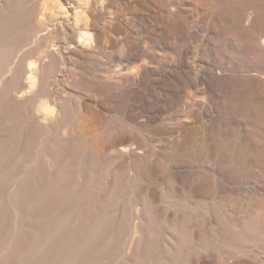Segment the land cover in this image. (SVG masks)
<instances>
[{
	"label": "bare ground",
	"instance_id": "bare-ground-1",
	"mask_svg": "<svg viewBox=\"0 0 264 264\" xmlns=\"http://www.w3.org/2000/svg\"><path fill=\"white\" fill-rule=\"evenodd\" d=\"M27 1L5 0L0 7V186L7 188L5 200L14 215V228L20 209L30 211L46 202L51 208L62 209L66 214L61 222L62 228L71 223L72 218H78V227L72 230L58 253L61 256L70 251L75 256L78 252L73 250L80 245H77L80 239H85L83 236L86 235L84 241L88 244L108 228L110 233L104 247L110 249L122 241L121 249L128 247L133 250L141 264H150L149 258L154 260V264H264V255L263 260H259L257 256H248L249 251L245 250L252 241V235L257 233L258 244L264 253V220L240 224L228 216L223 207L221 188L213 186L210 191L212 200H209L203 190L190 184L183 175L188 164L175 159L183 155L194 158L207 151V145H189L188 140L195 135L199 136V141L207 142L216 130L221 131V121L227 111L219 104L224 105L239 91L249 93L254 104L262 109L260 118L264 121V0H240L236 10L229 7V0H215L218 5L209 20L211 25L214 27L217 19L221 28L233 29L235 33L221 35L216 48L209 42L206 57L198 67L192 68L189 62L175 59L169 75L162 73L157 76L158 82L165 87L166 96L142 120L153 123L167 110L177 114L181 111L195 113L194 125L184 127L189 131L192 128L194 134L180 132L185 143L178 141L174 145V156L171 154L161 163L151 152L150 135L166 130L154 125L149 135L147 132L146 139L143 138L144 125L138 122L139 113L135 112L141 108L138 87L134 90L129 84L125 86L123 125H113L114 120L105 123L101 114L96 113L88 126L87 118L73 101L72 93L55 97L50 89V78L56 74L61 60L54 53L47 55L48 64L35 86L34 76L25 67L24 58H39L48 38L41 36L35 48L29 43L30 39L34 42L41 30L34 23L35 8L21 13ZM52 2L58 14L65 15L62 1ZM61 23L57 25L58 35L63 30ZM29 36L32 38L27 40ZM75 37L78 45L89 47L92 44L91 34L86 31H78ZM23 40L31 45L27 47L30 51L21 55L23 59L20 57L17 62L13 59L5 66L12 49L19 50V53L24 51L26 43H22ZM215 52L221 55L219 59L212 58ZM235 54H239V60H235ZM25 78L28 82L26 88L23 85ZM243 81L246 88L241 85ZM193 88L197 92H192ZM45 98L60 101L59 113L54 114L51 106L43 100ZM251 120L253 124L258 121ZM127 143H131V148L143 150L138 165L125 161L117 164L115 156L122 157L119 151L129 149ZM118 145L121 147L117 148ZM259 145L264 147V137ZM202 161L201 165L209 168L206 161ZM164 169L170 171V177H164L161 172ZM153 182L161 187L150 186ZM1 205L6 204H0L3 210ZM217 212L225 216V223L215 220L217 217L213 215ZM216 252L222 255V261L217 259Z\"/></svg>",
	"mask_w": 264,
	"mask_h": 264
},
{
	"label": "rangeland",
	"instance_id": "rangeland-1",
	"mask_svg": "<svg viewBox=\"0 0 264 264\" xmlns=\"http://www.w3.org/2000/svg\"><path fill=\"white\" fill-rule=\"evenodd\" d=\"M61 1L65 7V15L63 13L58 14L52 0H29L21 9V13H23L28 8H35L34 23L41 31H39L40 34L38 33V39L35 38L34 42L30 39L31 36L27 37V40L30 39L28 41L32 47H36L41 36L45 39L48 38L46 46L43 47L44 51L41 56L39 55V58H37L38 56L24 58L25 63H23L30 71L29 73L32 71L35 86L39 82V76L45 65L48 64L47 55H50L51 52V54L54 53L55 57L61 60H59L58 68L55 71L56 74L50 78V89L55 97L59 94L66 96V94L72 93L73 101L86 116L88 126L92 124V115L96 113L101 114L105 123L108 120H114L112 121L113 125H123L126 109L123 96L125 86L129 84L134 90H137L138 87L141 108L135 112L139 113L138 122L142 126L144 125L143 138L146 139L147 132L148 135L149 132L151 133V127L160 125L166 132L150 135L152 137L151 152L155 153V160L160 163L171 157V154L173 157L174 145L180 141L185 143L180 138V132L194 134L192 128L189 131L184 127L189 124L194 125L195 113L192 111L186 114L181 111V114L183 113L181 115L167 110L153 123H147L142 119H145L143 116L145 117L149 110L156 108L165 98V87L161 82H158L157 76L162 73L169 75L175 59L189 62L188 64L192 68L198 67L206 57L209 42L216 48L221 35L235 33L233 29L221 28L217 19L214 27L211 25L209 20L212 12L217 8L218 2L215 0H196L199 3L198 6L194 0H187L186 2L185 0H85L86 3L81 0ZM4 2L5 0L0 1V7H3ZM239 2L240 0H229V7L236 10V5ZM60 21H62L63 30L58 32L61 34L58 35L56 31H59L57 25ZM75 23L77 24L75 25ZM81 30L91 34L92 44L89 47H83L76 43L75 36ZM25 40L22 43L28 45L23 47H26V51L24 49L19 53V50L12 49L11 53L8 54V61L5 66L14 60L17 62L21 55L23 56L25 52L30 51L27 48L30 44ZM0 46L2 47V45ZM213 55L214 60L221 57L216 52ZM12 56L15 57L12 58ZM234 56L235 60L240 59L239 54ZM23 85L24 88L28 86L26 78L23 79ZM241 85L245 87L244 81ZM98 90L100 91L98 92ZM109 90L111 91L109 92ZM191 90L194 93L197 92L196 88ZM100 92L102 93L100 94ZM238 93L237 96L229 97L224 105L219 104L220 108L224 107L227 111L221 121L223 123L220 126L221 131L216 130L213 138L207 142L199 141V136L195 135L188 140L189 145L198 143L207 145L206 153L202 152L200 153L201 156L194 158H186L183 155L175 159L184 160L188 164L183 175L191 182L190 184H194L198 189L203 190L208 195L209 200H212L210 194L212 187L219 186L222 190L221 197L226 214L228 213V216L235 218L241 224L246 221L264 220V147L259 145L264 137V130L262 129L264 121L260 118L263 113L262 109L254 104V99L249 97V93L244 91ZM43 100L48 106H51L54 114L59 113V100L56 98ZM234 115L236 117H233ZM253 115L255 116L253 117ZM233 118L239 119L238 122L234 121L237 119ZM251 119H258V121L253 124ZM126 145L130 146L129 149L119 151L122 157L115 156L117 164L125 161L124 163L138 165L139 159L143 156V150L131 148L133 147L131 143ZM119 146L117 148L121 147ZM202 160H205L212 170L205 167V164L201 165ZM161 172L164 177H170V171L164 169ZM150 186L161 187L154 182ZM6 190L4 185L0 186V204H6V206L1 205V208L4 207L3 210L0 209L2 214L0 218V242L3 241L0 248V264H141L138 256H134L133 250L128 247H125L124 250L121 249L122 241L110 249L105 248L106 237L110 233L108 228L95 236V239L88 244L84 241L87 238L86 235L83 236L85 239H80L83 240V244L79 240L77 245L80 244V247L76 246L73 250L77 249L78 253L75 256L73 252L71 255V251L61 256L58 253L69 234L75 230L78 218L75 217L76 220L72 218L73 221L71 219L72 222L70 221L71 223L62 228L61 222L66 218V214L63 213L62 209L51 208L45 202L30 211L20 209V216L16 221L17 226L14 228V215L5 200L7 199ZM209 200L208 202H210ZM213 204H215L214 201ZM213 204L209 205L214 206ZM221 215L217 212L213 216L217 217H214L215 220L225 223V216L222 217ZM256 234L252 235V241L245 247V250L249 251L248 256L252 258L257 256L259 260H263L264 253L260 249ZM137 238L138 235L135 236V239ZM12 240L13 243H11ZM35 247H38L37 250ZM216 254L217 259L222 261V255L217 252ZM148 260L150 264H154L153 259L149 258Z\"/></svg>",
	"mask_w": 264,
	"mask_h": 264
}]
</instances>
